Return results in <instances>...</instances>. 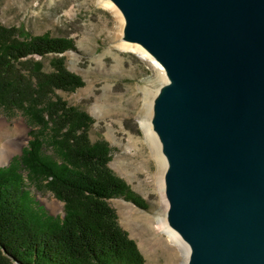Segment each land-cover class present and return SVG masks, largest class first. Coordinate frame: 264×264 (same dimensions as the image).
Instances as JSON below:
<instances>
[{
	"label": "water",
	"instance_id": "water-1",
	"mask_svg": "<svg viewBox=\"0 0 264 264\" xmlns=\"http://www.w3.org/2000/svg\"><path fill=\"white\" fill-rule=\"evenodd\" d=\"M112 1L167 72L153 124L188 264H264V0Z\"/></svg>",
	"mask_w": 264,
	"mask_h": 264
},
{
	"label": "trees",
	"instance_id": "trees-1",
	"mask_svg": "<svg viewBox=\"0 0 264 264\" xmlns=\"http://www.w3.org/2000/svg\"><path fill=\"white\" fill-rule=\"evenodd\" d=\"M73 47L71 38L0 24V109L20 111L30 128L22 154L0 166V264L145 262L108 199L145 201L109 167V144L89 138L92 117L56 93L83 86L82 77L64 56L51 59L50 71L35 59ZM30 187L52 192L65 215L48 213Z\"/></svg>",
	"mask_w": 264,
	"mask_h": 264
},
{
	"label": "rangeland",
	"instance_id": "rangeland-1",
	"mask_svg": "<svg viewBox=\"0 0 264 264\" xmlns=\"http://www.w3.org/2000/svg\"><path fill=\"white\" fill-rule=\"evenodd\" d=\"M104 1L0 0V24L16 26L30 35L50 34L74 41V47L61 54L35 59H41L44 69L50 71L51 59L64 56L66 67L82 77L83 86L56 93L92 117L89 138L109 144V167L145 201L146 207H142L124 197L108 199L120 226L144 256V264H183V254L146 219L166 211L158 162L144 140L139 111L146 96L153 102L155 92L167 81L156 66L121 45L125 24ZM0 118L6 120L0 131V150L5 144L15 148L8 160H0V166H7L28 145L30 128L20 111L7 115L0 109ZM30 189L48 213L64 214V203L52 192Z\"/></svg>",
	"mask_w": 264,
	"mask_h": 264
},
{
	"label": "bare ground",
	"instance_id": "bare-ground-1",
	"mask_svg": "<svg viewBox=\"0 0 264 264\" xmlns=\"http://www.w3.org/2000/svg\"><path fill=\"white\" fill-rule=\"evenodd\" d=\"M104 3L106 6H108L110 9L114 11L120 23L123 24L124 22L125 24V16L122 13L121 9L112 0H105ZM121 45L125 49L136 52L143 59L147 60L148 62L156 66V68L159 70V72L164 77V79L168 81V76L165 67L144 46H142L139 43L130 42L126 40H124ZM158 92H155V95L153 97V102L152 100L149 99L148 96H146L147 100L144 102L143 107L139 111V116L141 120L140 125L142 126L145 134L144 140L149 146L151 156L155 157L158 162V172H159L158 183L164 201V209L166 211V214L165 215L161 214L155 218L151 217L150 215H147L146 219L148 220V222L155 224V227L167 236L171 244L183 254L184 256L183 264H188L191 254V246L189 242L184 239L181 233L170 225L168 219V211L170 204L166 194V181H165V174L168 168V159L165 153L163 152V144L161 138L158 132L155 130L153 124L154 105ZM5 125H6V120L4 118H0V131L5 127ZM14 151L15 148L13 145L5 144L3 149L0 150V160H4V161L8 160V158L13 154Z\"/></svg>",
	"mask_w": 264,
	"mask_h": 264
}]
</instances>
